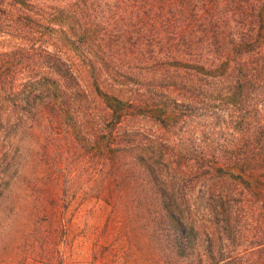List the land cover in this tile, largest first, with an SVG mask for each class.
Segmentation results:
<instances>
[{
	"label": "trees",
	"instance_id": "obj_1",
	"mask_svg": "<svg viewBox=\"0 0 264 264\" xmlns=\"http://www.w3.org/2000/svg\"><path fill=\"white\" fill-rule=\"evenodd\" d=\"M85 166L95 258L264 264V0H0V242Z\"/></svg>",
	"mask_w": 264,
	"mask_h": 264
},
{
	"label": "rangeland",
	"instance_id": "obj_2",
	"mask_svg": "<svg viewBox=\"0 0 264 264\" xmlns=\"http://www.w3.org/2000/svg\"><path fill=\"white\" fill-rule=\"evenodd\" d=\"M88 171L90 167L85 166L80 172L72 173L75 186L86 192V196H80L74 202L67 219L54 226L31 223L27 232L0 242V245L8 246L7 250L0 249V264H133L123 260L117 252V255L94 256L95 246L102 240L105 242L109 211L101 200L94 197L98 181H90ZM37 227L38 233H31ZM51 244L57 245L53 259L48 258Z\"/></svg>",
	"mask_w": 264,
	"mask_h": 264
}]
</instances>
